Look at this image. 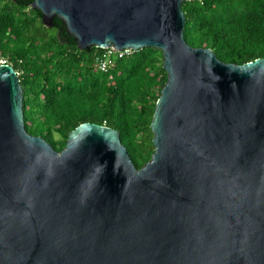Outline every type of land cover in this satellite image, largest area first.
<instances>
[{
	"label": "water",
	"instance_id": "water-1",
	"mask_svg": "<svg viewBox=\"0 0 264 264\" xmlns=\"http://www.w3.org/2000/svg\"><path fill=\"white\" fill-rule=\"evenodd\" d=\"M182 1L33 0L79 49H160L167 79L137 168L109 126L28 133L0 64V264H264V58L189 45Z\"/></svg>",
	"mask_w": 264,
	"mask_h": 264
},
{
	"label": "trees",
	"instance_id": "trees-1",
	"mask_svg": "<svg viewBox=\"0 0 264 264\" xmlns=\"http://www.w3.org/2000/svg\"><path fill=\"white\" fill-rule=\"evenodd\" d=\"M32 2L0 0V56L18 74L25 129L59 151L81 123L109 126L140 168L154 151L150 123L167 79L161 50H134L99 71L103 49H79L61 19L44 25ZM181 8L189 45L235 64L264 58V0H184Z\"/></svg>",
	"mask_w": 264,
	"mask_h": 264
},
{
	"label": "built area",
	"instance_id": "built-area-1",
	"mask_svg": "<svg viewBox=\"0 0 264 264\" xmlns=\"http://www.w3.org/2000/svg\"><path fill=\"white\" fill-rule=\"evenodd\" d=\"M127 56L114 47L104 48L95 55V67L102 72L107 71L116 59ZM0 64H6V60L0 56Z\"/></svg>",
	"mask_w": 264,
	"mask_h": 264
}]
</instances>
